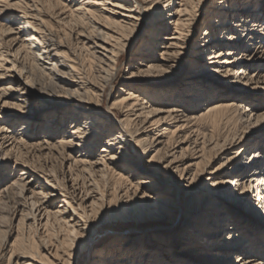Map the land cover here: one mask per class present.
<instances>
[{
  "label": "bare ground",
  "instance_id": "obj_1",
  "mask_svg": "<svg viewBox=\"0 0 264 264\" xmlns=\"http://www.w3.org/2000/svg\"><path fill=\"white\" fill-rule=\"evenodd\" d=\"M196 1L209 0H79L72 10L74 0H25L21 14L14 12L17 4L0 1V6L5 3L0 21L10 24L0 22V30L23 35L14 39L17 49L0 52V71L9 72L0 73V153L9 161L14 156L22 172L18 181L0 184V215L10 206L20 217L18 231H6L16 237L6 249H20L11 252L12 264H75L94 244L101 221L132 211L173 225L185 220L178 231L165 227L141 233L133 242L137 246L118 255L99 250L94 264H264L254 254L258 241H264V145L254 142L264 134V112L254 113L246 105L248 90L264 91V45L257 37L263 9L254 10L255 0H218L190 53L185 45L196 20L187 7ZM172 5L179 6V17L169 22L164 12ZM158 13H163L161 20ZM144 19L158 33L142 57L151 58L147 54L158 46L153 42L164 41L153 58L159 61L132 67L128 81L143 80L120 87L108 106L118 125L110 126L112 117L103 108L116 84L118 60ZM167 24L173 26L171 33ZM175 63L177 72L188 67L187 73L179 72L183 80L164 89L160 77H167ZM249 68L262 71L251 75ZM91 69L96 76L86 75ZM3 77L12 82L6 86ZM10 105L25 113L50 114L48 133L54 141H27L31 120L7 117ZM17 120L19 127L14 126ZM202 123L215 131L239 127L243 132L215 140L198 135ZM55 124L66 126L57 131ZM249 130L255 134L247 136ZM251 141L212 166L236 145ZM162 144L167 146L163 155ZM53 151L57 166L50 163ZM34 156L43 161L40 166L29 164L27 158ZM176 173L179 181L173 180ZM14 182L15 187L9 186ZM150 185L157 187L149 191ZM176 189L186 194L179 203L170 199ZM190 201L196 207L190 203L186 209ZM248 209L255 213L250 220L245 219ZM133 237L127 233L121 239L131 242Z\"/></svg>",
  "mask_w": 264,
  "mask_h": 264
},
{
  "label": "rangeland",
  "instance_id": "obj_2",
  "mask_svg": "<svg viewBox=\"0 0 264 264\" xmlns=\"http://www.w3.org/2000/svg\"><path fill=\"white\" fill-rule=\"evenodd\" d=\"M0 1H8V0H0ZM9 1H12L13 3L17 4V6H18L17 9H14V12L17 13V14H21V11H24L26 9L27 5H26L25 0H9ZM217 1L218 0H209L207 2V4H202L201 1H196L194 3L188 4L187 9L192 14H195L194 15L195 16V20L197 21V22L195 21L196 23L194 22V26H193L194 29L192 30V33L190 34L191 36L189 35V38L187 39V42H186V45H185L186 47H188L187 48L188 52H190V53L193 52V48L195 47V44H196L197 40L202 36V34H201L202 33V28H203V25L205 24V22L207 20L206 17L208 18L210 12L215 8V6L218 3ZM261 1L262 0H255V2L253 4V5H255L254 6V10L263 9L262 12L264 13V5H263V3H261ZM4 5H5V3H2L0 8H4L3 7ZM78 5H79V0H74L73 3L69 4V8L71 10L72 9H76L78 7ZM177 8H179V6L172 5V6L166 7V11L164 10L165 11L164 14L167 13L168 14L167 17L170 18L168 20L169 22H172V21H174L175 19H177L179 17V16H175V11H176ZM156 10H158V8ZM161 15H163V13L159 14V20H161L163 18ZM124 16H125V12H124ZM47 19H49V17ZM263 22H264V17H263L262 23ZM2 23L6 24L8 26L10 25L9 22L8 23L2 22ZM169 26H171V25L167 24L168 30L173 28V26L172 27H169ZM263 27H264V25H263ZM263 27L258 29V32H260V34L258 33L257 37L259 39L258 41L262 42L261 44L264 45V29H263ZM155 30H156V27L155 28L153 27V25L151 23V20L150 19H144V20L141 21L140 26L138 27V31L135 34H133L131 36V38L127 41L126 46H125L126 48L122 51V54H121V56L119 57V60H118V68H119V70H118V73H117V76H116V84L113 87L110 88L109 94L107 95V97H108L107 98V104L103 108V112L106 115L109 113V111H108L109 104L112 101H114L116 98L119 97L118 95H119L120 87L125 86V84H128V82L133 83V84H137V83H139V81L143 80L141 77H139V78H136V79H138L137 80L138 82H133L132 80L128 81V78H129L130 73L132 71V67H134V66L143 67L144 66L143 64H146V62H152L154 64L158 63L159 60H157V59L153 60V58H155V57L157 58L158 57L157 54L160 52L159 51L160 48L158 46H159V44H161L164 41H155V42H153V43H156L158 46H154L153 47V50H156L154 52V54L153 53L150 54V55L147 54V56H149L151 58L142 57V55L145 54L143 52L144 47L146 45H148L149 43H151V41H153L154 35H152V34H156V32L158 33V31L155 32ZM171 32L172 31L170 30V33ZM170 33H168V34H170ZM261 33H262V35H261ZM163 34H165V32L162 31L160 33V35H163ZM218 35L221 36V34H218ZM22 36H23L22 34L9 35L5 31H1L0 30V52H5L7 54V53L10 52V50H15V48L17 49V47L19 45H17V42L16 43L14 42V39L15 38H21ZM253 43L254 42H252V45H253ZM251 47H248V50ZM199 57L204 59L205 57H207V55H205V52L202 51V52H200ZM140 64H142V65H140ZM175 65H174L175 67L173 69L169 70V73L167 72L168 73L167 77H165V76L160 77V79H163V82H164L163 83L164 84L163 87H164V89H171L172 87L176 86L179 82H181L183 80L182 77H177V74L179 72H180V76H182V75L185 76V74L187 73L188 67H185L184 73L181 74L183 69L180 70L179 72H177V69H175V68H177V63H175ZM262 66H264V61H263V65ZM255 71H257V73H259V71L261 72L262 70L258 69V68H251V69L249 68L248 72L252 75V74H254ZM263 71H264V68H263ZM0 73H4V75H8L9 74V72L5 71V70H4V72L0 71ZM86 75H89L90 77H94V76H96V72L94 70H92V71L87 72ZM7 77H3L1 79V80H3L4 84L7 83L6 86L9 85V82H12V80L9 81L10 79H7ZM170 77H171V79H169ZM149 78L152 79L154 77H149ZM172 78H174V79H172ZM16 84L17 83H14L12 85H16ZM139 88H143L144 89L143 86L139 87ZM248 91L250 93L246 97L249 99V101H246V105H248L249 108L254 113H259V114L263 113L264 112V91H257V90L256 91L248 90ZM228 95H230L229 92H228ZM215 97L218 98L219 96H215ZM243 97H245V96H243ZM227 99L231 100L230 97H227ZM10 102L12 104H16L17 103V102H15V100H11ZM1 107H2V103L0 102V109H1ZM198 108H201V106L198 107ZM68 109H69L70 112L73 111L74 104L70 105ZM5 110H6V116L7 117H9V116H11V117L27 116L28 118H30V120H31V129L28 132L29 133V137L26 138L27 141H34L33 143H36V142L40 141V143H42V144H46L45 142H48V141L49 142L50 141L51 142L54 141L53 137L51 135H49V134H51V131H50V133H48L49 130L51 129V128H49V125H51V123L49 124L50 114H46V113L43 114V112H40L37 109H35V110L31 111V112H26L25 113V112H21V110H19L18 108H14V105L8 106ZM109 116L112 117V123H110V126L111 125H114V126L118 125V120L111 114ZM13 121H14V119H13ZM17 121H16L14 126L19 127V125L22 122L18 121V123H17ZM137 124L142 125L141 120L139 122H137ZM261 125L264 126V121L261 123ZM65 126L66 125H64V126L63 125L62 126L61 125L56 126V124H55L54 125V129L55 130L57 129V131H59V130L61 131V130L65 129ZM163 128L169 129L170 127L168 125H165ZM18 129H17L16 133H21L20 130H18ZM198 131H199L198 135L201 134L202 137L205 136L207 138L212 137L215 140H220V139H223L225 137L231 138L234 135H238V134H241L243 132V130L241 128H239V127H232V128H229V129L225 128L224 130H221V131H215L213 129V127L211 126V124H209V123L200 124L198 126ZM250 131H252V130H249V133L246 134L247 136H252V135L255 134L254 132H250ZM236 133H238V134H236ZM22 135H23V133H22ZM18 136H19V134L17 135V137ZM263 136H264V134H262L258 138H255L254 142L257 143V145H259V146L264 145V137ZM144 137H146V135H144ZM248 140H251V139H248ZM249 143H252V141L251 142L242 143V144H240L238 146L236 145V147H234V149L228 151L227 153H224L223 155H221V157L219 159L213 160V165L212 166L214 168L218 167L228 157L234 155L235 152L238 149L244 147L245 145H248ZM100 146H101V144H100ZM45 148H47V146ZM133 149L134 148H133V144H132L131 148H130V150H131L130 153L132 152V154L135 153V152H133L134 151ZM158 149H161L163 151V152L161 151V155H163L165 153L166 149H167V146H165V144H162V145H160L158 147ZM97 150H99V149H97ZM97 150L95 149V151H97ZM45 153H48L47 150L44 151V154ZM52 153L54 155L51 158L54 159V160L50 159V161H51L50 163H54L55 162L54 165H56L57 151H53ZM153 154L154 153H152L147 158V160L150 159ZM41 155H42V153H41ZM4 157L5 156L0 153V170H2V172L0 174H2L4 176L3 179L0 181V184L6 185L10 181H13L14 178L16 179L17 175L22 173V172H21V168H16V165H15L16 159L14 158V156H13V159L10 160V161H9V159L8 160L5 159ZM27 160H28V162L29 161L31 162V163L29 162V164H32L34 166H40L42 164V162H43L42 160L41 161L38 160L37 157L35 158V156L31 157V158L28 157ZM58 161H59V155H58ZM178 164L179 163H177V164H175L173 166L174 171L176 170V166ZM147 165H148V162L144 161L143 162V166H147ZM47 166H50V164H47ZM56 166H54L55 169H53V170H55V172L57 170H59L58 167H56ZM52 168H53V166H52ZM144 169H145V167H144ZM13 175H15V177H12ZM160 178L161 179H168L165 174H162L160 176ZM141 180H143V179H141ZM173 180L179 181V174L178 173H176V176L173 177ZM15 181H18V179H16ZM133 181L137 182V181H135V179ZM9 186L15 187V182L14 183H10ZM155 187H157V186L156 185L155 186L154 185H150V187H148V190L150 191V190H152L150 188H155ZM164 188H165V186H164ZM149 191H147V193ZM185 195H186L185 193L184 194L180 193L179 190L176 189V190H174L173 197H171L170 199L173 202L177 201L179 203L182 200H184V196ZM204 198H205V194H202L199 197V201H203ZM190 203H193L192 206L196 207L195 201L194 202L190 201V202H186V204H185V208L186 209L189 208V204ZM207 211H209V207L204 211L203 214H206ZM13 212H14V210L10 209V206H9V207L5 208V211L3 213H1V215H0L3 218L2 222H1L3 227L0 228V231H2V232H0V254L3 253V257L0 258V264H12L14 259L13 258L10 259L11 252H14L15 254H18L20 252V249L16 248L17 247L16 245H12L11 248H7V249L5 247L6 243L7 244H11V243L15 242V240H16L15 233L18 231V229H17L18 223H17L16 220L19 217V214L18 215H14ZM248 213H249V215L245 219L250 220V219L253 218L255 213L251 209H248ZM164 218L168 219L165 216H164ZM184 220L185 219H181L180 218L177 221V223L173 225V224H169V223H162L161 220L157 219L156 217H151V216L139 217L138 215L134 214L133 211H132V213L129 212L127 214V216H125V217H120V218L117 217V218H114V219L113 218L105 219V220L101 221V223H99L100 227L98 228V232H97V234H96V236L94 238L95 239L94 240V244L89 249L84 250L82 253H80V255L78 256V258L76 260L77 263L75 262V264H94L95 257H96L95 255H97V252L99 250H104L105 252L109 251V253L112 252V253H110V255L112 254V256H113V255L120 254L122 252V250L125 249V248H134L135 246H137V244L133 243V242L137 241L138 236L141 233L145 232V231L149 232L151 229H159V228H165L166 227L168 230L178 231V230H180ZM27 223H28V221H27ZM9 229L10 230L14 229L15 233H12L8 237V236H6L7 235L6 231H8ZM41 230H43V229H41ZM127 233H131L134 236L133 238H130L131 242H124L121 239ZM34 239L36 240V236H34ZM120 239L122 241H120ZM163 246L161 248H163ZM166 248L167 247L164 246L165 250H167ZM255 251L256 252H254V254L257 255V256H255L256 259L261 260V262H262V260L264 259V241L263 240L258 241V245H257V248H256ZM132 259L135 262L138 261L137 258H134V256H128L126 260L130 261ZM141 264H147V262L144 261Z\"/></svg>",
  "mask_w": 264,
  "mask_h": 264
},
{
  "label": "snow or ice",
  "instance_id": "obj_3",
  "mask_svg": "<svg viewBox=\"0 0 264 264\" xmlns=\"http://www.w3.org/2000/svg\"><path fill=\"white\" fill-rule=\"evenodd\" d=\"M0 22L8 23V21H0Z\"/></svg>",
  "mask_w": 264,
  "mask_h": 264
}]
</instances>
